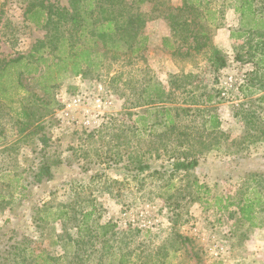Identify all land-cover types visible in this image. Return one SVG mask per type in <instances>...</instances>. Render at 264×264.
Listing matches in <instances>:
<instances>
[{
  "label": "rangeland",
  "instance_id": "374dc122",
  "mask_svg": "<svg viewBox=\"0 0 264 264\" xmlns=\"http://www.w3.org/2000/svg\"><path fill=\"white\" fill-rule=\"evenodd\" d=\"M41 2L67 4L0 0V71L25 58L0 79V264H117L120 246L131 260L164 246L181 250L170 264H264V31L238 37L242 1L146 2L134 53L114 51L119 37L109 49L80 39L72 23L64 45L28 20ZM185 19L207 32L201 49L183 42ZM81 43L90 63L75 60ZM214 46L227 61L216 73ZM185 157L193 167L177 170ZM246 199L259 205L253 224Z\"/></svg>",
  "mask_w": 264,
  "mask_h": 264
},
{
  "label": "trees",
  "instance_id": "16d2710c",
  "mask_svg": "<svg viewBox=\"0 0 264 264\" xmlns=\"http://www.w3.org/2000/svg\"><path fill=\"white\" fill-rule=\"evenodd\" d=\"M152 0H67V4L61 7L58 3H49L47 5L44 2L40 4H32L27 9L28 20L30 23L34 24L37 28L48 29V33L54 32L55 35L59 38H62L64 45L68 43V37L66 34L70 31L69 23H72L76 29H78V37L81 39L87 33L91 34L92 41L94 44L98 45L101 43L103 48L109 49L108 40L111 38L119 37V41H116V44L113 45L115 52H120L122 47L132 48V52H138L144 46V41L146 37L142 36L140 30L146 23V15L140 10L139 6L143 5L146 2H151ZM242 7L238 8L237 11L241 15V28L243 29V34L238 37L249 35L253 29L259 28L264 31V13H258L257 9L254 7V0H241ZM161 7V6H160ZM158 8L152 9L151 12H154ZM182 9L180 8L179 11ZM178 21L177 16L175 18ZM249 19V20H248ZM71 20V21H70ZM245 20H248L247 22ZM192 23H195L192 20ZM177 24V22H176ZM179 24V23H178ZM183 35L182 40L184 43L188 44L189 47L193 49H201L202 40L207 36L206 31H194L191 30L187 20H183ZM52 28V31H51ZM173 32L176 33V28H173ZM64 34V36H63ZM137 40V46L134 50L133 44L130 39ZM130 41V42H129ZM53 45V40H50V47ZM45 43H42L41 50L45 49ZM91 45L78 44L76 46L75 60L78 62L90 63V57L92 56ZM42 53V51H39ZM25 58L20 57L15 60H11L5 63L4 68L0 71V79L7 72L10 66H13L17 63H22ZM41 58H38L40 61ZM241 60V58H240ZM249 60V59H248ZM254 61V60H250ZM264 61V60H263ZM211 67L213 72H218L224 69L227 66L226 59L222 56V51L218 47H212V56L210 58ZM256 64V62H254ZM28 67V65H26ZM36 67H35V70ZM247 87V86H246ZM244 90V89H243ZM261 101H264V96L260 98ZM174 110H183V109H168L167 113H171ZM175 111V112H178ZM179 111V112H180ZM211 127L214 129H220V122L216 116H211ZM173 123V121H171ZM188 157H185L182 161H177L175 163V168L177 170H188L193 167L194 163L187 162ZM50 176L49 166H44L40 172L38 182H42V176ZM255 201L246 199L244 204L240 206V214L244 221L249 223H254L255 219V207L259 208V205L254 206ZM255 208V209H254ZM93 212H86L83 214V224L79 226L80 232L82 227L85 225L88 227V220L91 217ZM84 226V228H85ZM103 231L100 234L101 238H105L109 231L113 228L111 223H106L105 225L97 226ZM115 227V226H114ZM85 233H92L89 228L84 229ZM139 232V231H136ZM176 238L180 240V243H185L190 241L188 237H185L179 233L176 234ZM146 242V241H145ZM147 243V242H146ZM107 246V243L105 244ZM150 245L139 244V248H149ZM117 254L114 256L117 264H170L172 257L180 253L179 248L172 249L171 252L166 250L164 246L157 248L158 258L154 259L155 256L152 253H147L144 250H139L135 259L131 260L132 252L127 253L123 248L117 247ZM121 254H119V253ZM172 253V254H170ZM160 257H162L160 259Z\"/></svg>",
  "mask_w": 264,
  "mask_h": 264
},
{
  "label": "crops",
  "instance_id": "0c3cea01",
  "mask_svg": "<svg viewBox=\"0 0 264 264\" xmlns=\"http://www.w3.org/2000/svg\"><path fill=\"white\" fill-rule=\"evenodd\" d=\"M222 33H223V32H222ZM238 61H239V60H238ZM240 61H241V60H240ZM248 62H253V63H254V61L245 60V61L242 62V64H243V63L249 64Z\"/></svg>",
  "mask_w": 264,
  "mask_h": 264
}]
</instances>
